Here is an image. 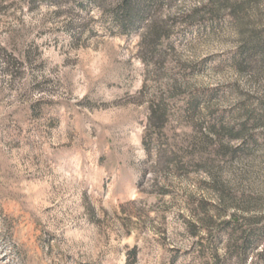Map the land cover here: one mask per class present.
<instances>
[{
    "label": "rangeland",
    "instance_id": "1",
    "mask_svg": "<svg viewBox=\"0 0 264 264\" xmlns=\"http://www.w3.org/2000/svg\"><path fill=\"white\" fill-rule=\"evenodd\" d=\"M119 1L0 0V264H264V0H172L148 63Z\"/></svg>",
    "mask_w": 264,
    "mask_h": 264
},
{
    "label": "trees",
    "instance_id": "2",
    "mask_svg": "<svg viewBox=\"0 0 264 264\" xmlns=\"http://www.w3.org/2000/svg\"><path fill=\"white\" fill-rule=\"evenodd\" d=\"M92 1V0H91ZM97 0H93V2ZM172 0H120L114 11L111 13V20L116 26V29L122 34H128L142 26L144 34L142 35L141 48L147 53L149 60L145 57L143 60L153 61V56L160 50L166 41L170 39V35L166 30L163 22L157 16V12L169 4ZM262 0H209L212 16L220 14L222 11L230 10L231 16L234 18L247 19L250 11H257ZM147 24L146 26H144ZM144 26V27H143ZM247 51L259 53L264 61V39L262 36L257 41H250L247 44ZM167 110L162 104L157 106L151 105L147 134H149V143L145 141L148 148L153 142V132L160 130L166 123ZM152 144V143H151ZM250 249L241 248L234 256L231 248L227 254L229 258H236L238 261H243L247 257V252Z\"/></svg>",
    "mask_w": 264,
    "mask_h": 264
}]
</instances>
